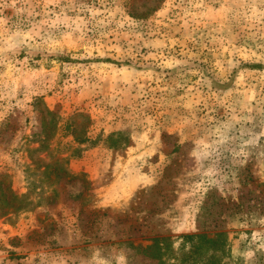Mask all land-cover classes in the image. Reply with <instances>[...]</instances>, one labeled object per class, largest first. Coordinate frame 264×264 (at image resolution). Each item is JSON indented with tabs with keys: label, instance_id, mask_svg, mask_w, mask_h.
Listing matches in <instances>:
<instances>
[{
	"label": "rangeland",
	"instance_id": "rangeland-1",
	"mask_svg": "<svg viewBox=\"0 0 264 264\" xmlns=\"http://www.w3.org/2000/svg\"><path fill=\"white\" fill-rule=\"evenodd\" d=\"M0 264H264V0H0Z\"/></svg>",
	"mask_w": 264,
	"mask_h": 264
},
{
	"label": "trees",
	"instance_id": "trees-1",
	"mask_svg": "<svg viewBox=\"0 0 264 264\" xmlns=\"http://www.w3.org/2000/svg\"><path fill=\"white\" fill-rule=\"evenodd\" d=\"M46 167V166H45Z\"/></svg>",
	"mask_w": 264,
	"mask_h": 264
}]
</instances>
